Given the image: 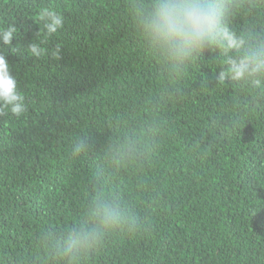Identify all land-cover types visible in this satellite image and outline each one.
Here are the masks:
<instances>
[{"label": "trees", "instance_id": "1", "mask_svg": "<svg viewBox=\"0 0 264 264\" xmlns=\"http://www.w3.org/2000/svg\"><path fill=\"white\" fill-rule=\"evenodd\" d=\"M137 2L0 0L28 106L0 115V264H57L45 242L99 195L126 221L79 264H264V92L220 83L218 50L161 65L137 32ZM242 3L231 26L264 38V0ZM41 6L63 13L47 45H63L60 59L27 52Z\"/></svg>", "mask_w": 264, "mask_h": 264}, {"label": "clouds", "instance_id": "2", "mask_svg": "<svg viewBox=\"0 0 264 264\" xmlns=\"http://www.w3.org/2000/svg\"><path fill=\"white\" fill-rule=\"evenodd\" d=\"M242 7V0H138L130 11L140 39L161 65L179 71L218 50L215 59L222 70L216 78L220 83L231 79L264 92V38L254 30L238 34L230 23ZM31 18L40 29L27 52L38 59L49 54L60 59L63 45L58 43L52 50L47 45L64 28L63 13L41 6ZM17 35L15 24L0 28V115L19 119L28 112L26 94L12 75L5 50ZM125 221L119 203L99 195L87 206L82 221L44 246L57 264H79L109 231Z\"/></svg>", "mask_w": 264, "mask_h": 264}]
</instances>
